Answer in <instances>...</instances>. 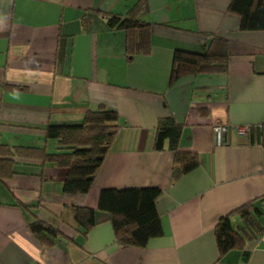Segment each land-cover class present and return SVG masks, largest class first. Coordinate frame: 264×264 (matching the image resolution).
I'll return each mask as SVG.
<instances>
[{
	"label": "crops",
	"instance_id": "obj_1",
	"mask_svg": "<svg viewBox=\"0 0 264 264\" xmlns=\"http://www.w3.org/2000/svg\"><path fill=\"white\" fill-rule=\"evenodd\" d=\"M140 1L151 48L132 55L128 32L108 18L125 19ZM230 1L0 0V145L54 153L49 125L79 124L85 107L102 105L120 117L88 194H65L66 170L56 164L15 158V173L0 179V264H264V235L220 258L214 233L264 198V31H241ZM214 36L229 43L228 72L171 83L175 52L205 53ZM164 117L182 126L179 149L199 163L176 181L175 154L155 150ZM217 125L228 129L221 144ZM146 188L161 190L163 235L144 249L122 247L98 210L100 194ZM75 207L96 210L86 236L73 227ZM36 219L61 233L53 246L30 230Z\"/></svg>",
	"mask_w": 264,
	"mask_h": 264
},
{
	"label": "trees",
	"instance_id": "obj_2",
	"mask_svg": "<svg viewBox=\"0 0 264 264\" xmlns=\"http://www.w3.org/2000/svg\"><path fill=\"white\" fill-rule=\"evenodd\" d=\"M142 9L140 1L125 19L116 16L108 18L111 27H120L128 32L127 47L132 55H147L151 48L149 26L137 19ZM229 12L240 17L241 31H264V0H231ZM229 57L228 41L218 36H214L205 53L178 50L174 55L171 83L187 75L225 74L228 72ZM119 129L120 117L115 110L104 105L96 110L85 107L81 123L47 127V137L58 141L57 152L0 145V154L10 152L7 156H0V179L15 173V158L39 159L66 170L63 184L65 194H88ZM181 135L182 126L173 117L159 119L155 150L168 149L175 154L173 181L199 165L196 155L180 151ZM160 195L161 190L158 188L105 189L101 192L98 210L108 215L120 246L144 249L150 240L163 235L161 218L156 208V200ZM263 205L264 198L249 202L217 224L214 233L220 258L233 251L246 253L248 246L264 235ZM72 221L73 227L76 226L86 236L98 224L96 210L75 207ZM30 230L46 247L53 246L54 238L62 236L58 230L38 219L30 224Z\"/></svg>",
	"mask_w": 264,
	"mask_h": 264
},
{
	"label": "built area",
	"instance_id": "obj_3",
	"mask_svg": "<svg viewBox=\"0 0 264 264\" xmlns=\"http://www.w3.org/2000/svg\"><path fill=\"white\" fill-rule=\"evenodd\" d=\"M214 132L216 134L217 143L218 144L224 143V141H225L224 136L228 132L227 127L222 126V125H217L214 127ZM238 133L240 135L246 136L249 133V128H247V127L239 128Z\"/></svg>",
	"mask_w": 264,
	"mask_h": 264
}]
</instances>
